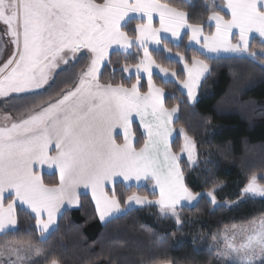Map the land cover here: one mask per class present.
Masks as SVG:
<instances>
[{"label": "snow or ice", "instance_id": "6c2138e0", "mask_svg": "<svg viewBox=\"0 0 264 264\" xmlns=\"http://www.w3.org/2000/svg\"><path fill=\"white\" fill-rule=\"evenodd\" d=\"M205 9L214 31L206 32L204 22H190L188 12L161 0H0V41L10 46L0 55V234L19 230L20 211L29 214L34 224L28 231L36 233L35 242L0 245V264H37L36 258L62 264L38 242L65 205L80 206L81 189L90 191L102 222L138 205L156 206L162 216L182 223L180 209L202 195L189 187L181 166L185 155L195 165L196 144L181 128L184 143L179 153L173 151L179 107L166 106L153 69L180 85L194 103L211 72L200 56L227 53L259 59L264 66V0H212ZM133 15L137 22L130 34L126 24ZM182 33L189 45L199 46L190 61L169 47ZM253 40L260 51L252 50ZM132 49L136 61L120 69L127 75L119 82L103 80L112 56L127 58ZM154 50L174 56L184 78L158 63ZM81 61L83 67L64 87L49 92L61 72ZM134 125L142 129L139 140ZM45 168L58 175L56 183H45ZM118 183L152 185L156 199L132 192L122 206ZM242 192L264 197V184L253 174ZM206 195L217 205L215 189ZM219 236L223 245L216 246V255L225 264H264V217L226 227Z\"/></svg>", "mask_w": 264, "mask_h": 264}, {"label": "trees", "instance_id": "16d2710c", "mask_svg": "<svg viewBox=\"0 0 264 264\" xmlns=\"http://www.w3.org/2000/svg\"><path fill=\"white\" fill-rule=\"evenodd\" d=\"M161 2L188 12L190 22H204L206 32L213 30L206 25L209 13L202 0L192 4L185 0ZM136 22L130 20L126 24L130 34H133ZM169 47L173 54L180 52L189 61L193 55H199L187 46V36ZM261 47L258 40L252 41V50L260 51ZM134 53L127 58L124 53L112 56V64L102 69V79L119 82L124 74L118 67L126 62L134 63ZM153 58L184 78L181 65L167 58L164 52L154 50ZM200 58L206 60L211 72L202 79L194 104H188L177 83L165 82L155 74L153 77L156 85L165 90L166 106L179 107V119L175 120L174 129L177 132L183 128L196 144V166L189 168L183 158L181 166L189 187L202 195L193 206L180 209L182 223L177 225L174 219L162 216L156 206H145L130 209L100 224L92 200L82 194L80 206L64 211L56 228L45 240L38 242V247L54 252L62 264H158L160 260H170L172 264H225L208 251L213 235L231 225L264 217V199H251L241 194L253 174L259 183L264 182L261 179L264 176V66L259 59L253 61L235 56L210 59L204 55ZM79 70L77 63L61 72L49 92L64 87L63 82L70 81ZM142 84L146 90L147 83L142 80ZM3 111L0 108V114ZM133 130L139 140L140 130L136 125ZM181 145L182 139L176 133L173 151L179 153ZM43 179L49 184L58 181L56 174L44 173ZM213 189L217 207L204 195ZM116 190L122 206L132 192L156 199L151 185L147 184L129 188L118 183ZM18 214L19 230L0 234V241L35 242V231H28L34 221L25 211Z\"/></svg>", "mask_w": 264, "mask_h": 264}, {"label": "rangeland", "instance_id": "374dc122", "mask_svg": "<svg viewBox=\"0 0 264 264\" xmlns=\"http://www.w3.org/2000/svg\"><path fill=\"white\" fill-rule=\"evenodd\" d=\"M185 1H187V2L190 3V4H192V3L196 2L197 0H185ZM218 1H219V0H215V3L218 4ZM202 2H203V4H204V6H205V4L211 3L212 0H202ZM130 20H136L135 16L133 15V16H132V19H130ZM130 20H129V21H130ZM129 21H128V22H129ZM206 22H207V20H206ZM154 23H156L157 26H158V17H155V18H154ZM206 25L208 26V23H206ZM208 27H209V26H208ZM212 29H213L212 31H214V26L212 27ZM234 31H235V30H234ZM182 36H184L183 33H182ZM178 42H179V41H173L172 44L176 45V43H178ZM187 46H189V47H191V48H193V49H195V50L199 48L198 45H194V44H193V45H189V43H188V38H187ZM8 47H10V46H6L2 41H0V55H7V54H8ZM131 52L134 53V52H135V49H132ZM162 52H163V51H162ZM164 54L166 55L167 58H170V59H173V60L176 61V58H174V56H173V57H169L168 54L165 53V52H164ZM204 56L207 57V58H210V59H211V58L234 57V55H232V54H227V53H221V54H219V55H216V54H207V53H206ZM235 57H238V56H235ZM84 63H85V61H81V62L78 63L80 69L83 67ZM122 65H123V64H122ZM122 65H120V66L118 67V69H121V66H122ZM180 65H181V64H180ZM181 69H182V65H181ZM78 72H79V71H78ZM153 72H154L155 75H157L159 78H161L163 81L166 82V80L162 78L161 74L158 73V70L153 69ZM123 74H124V75H127L126 73H123ZM206 75H207V74H206ZM144 81L147 83V79H146V77L144 78ZM173 82H174V81H173ZM179 87H180V85H179ZM180 90H181V92H183L184 95L186 96V90H183L181 87H180ZM197 90H198V89H197ZM197 95H198V92H197ZM186 99H187V96H186ZM187 102H188V104H194L196 101H195L194 103H192V102H189V101L187 100ZM2 123H3V119H2V116H0V124H2ZM179 130H180V129H179ZM179 130H177V134L179 135L180 139H182V145H183V143H184L183 136L179 134ZM182 145H181V146H182ZM183 159L187 162V165H188L189 168H193V167L196 166V164H197V161H196L195 165L190 164V163L187 161V156H186V155L183 156ZM195 159H196V153H195ZM263 177H264V176H263ZM263 181H264V179H263ZM263 184H264V182H263ZM151 190H152V185H151ZM157 192H158V190H157ZM206 193H207V192H206ZM206 193H205L204 195H206ZM241 194H243V192H241ZM206 196H207V195H206ZM243 197H247V198H251V199H252V198H256V199H261V200L264 199V197L250 196V195L246 196V195H244V194H243ZM207 198L210 200L209 197H207ZM194 203H195V201L192 202L191 204H187V203H185V206H193ZM217 205H218V203H217ZM217 205H215V206L213 205V206H214V207H217ZM223 231H224V230L219 231V233H217V240H216V241H213V239H212V244L210 245V247H209V249H208L209 253H211V255H213V256L216 257V258H220V257H218V256L216 255V246H217V245H220V246L223 245V237L218 236V235H219L220 233H222ZM40 260L42 261L43 258H41Z\"/></svg>", "mask_w": 264, "mask_h": 264}, {"label": "crops", "instance_id": "0c3cea01", "mask_svg": "<svg viewBox=\"0 0 264 264\" xmlns=\"http://www.w3.org/2000/svg\"><path fill=\"white\" fill-rule=\"evenodd\" d=\"M173 128H174V127H173ZM139 130L142 131V129H139ZM176 133H177V132H176V130H175V131L173 132V137L175 136ZM172 141H173V138H172ZM180 149H181V148H180ZM44 173H46V174H55L54 171H53L52 169H47V168H45ZM56 177L58 178V175H57V174H56ZM120 184L123 185V186H126V185L123 184V183H120ZM143 185H145V184H142L141 186H143ZM133 187H134V186H133ZM80 191H81V195H82V194L88 195L89 198H90V200H92V199H91V193H90L89 190L81 189ZM198 199H199V198H198ZM195 203H196V201H195ZM92 204H93V208H94V211H95V204H94L93 201H92ZM78 207H79V206H78ZM78 207H77V206H72V207H70V206L65 205L64 208H62L61 213H60V215L58 216V218L63 214L64 211H66V210H68V209H77ZM138 207H145V206L133 205V206H132L131 208H129L128 210H130V209H137ZM128 210H126V211H128ZM126 211H125V212H126ZM125 212H121V213L114 214L112 217L108 218L106 221H109V220H111V219H114V217L121 216V215L125 214ZM96 216H97V220H98V222H99L100 224L105 223V222H102V221L99 219V216H98L97 213H96ZM57 220H58V219H57ZM56 226H57V225H54V226L52 227V229L50 230V232H52V231L56 228ZM50 232H49V233H50ZM49 233H48V234H49ZM4 243H6V242H2V241H0V245H3ZM36 259H37V264H41V263H42V261L40 260L41 258H36Z\"/></svg>", "mask_w": 264, "mask_h": 264}]
</instances>
